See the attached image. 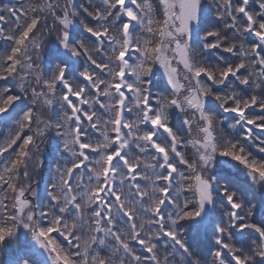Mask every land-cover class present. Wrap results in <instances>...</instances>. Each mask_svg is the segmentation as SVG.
<instances>
[{
	"label": "snow or ice",
	"instance_id": "1",
	"mask_svg": "<svg viewBox=\"0 0 264 264\" xmlns=\"http://www.w3.org/2000/svg\"><path fill=\"white\" fill-rule=\"evenodd\" d=\"M0 125L7 264H264V0L0 4Z\"/></svg>",
	"mask_w": 264,
	"mask_h": 264
},
{
	"label": "trees",
	"instance_id": "2",
	"mask_svg": "<svg viewBox=\"0 0 264 264\" xmlns=\"http://www.w3.org/2000/svg\"><path fill=\"white\" fill-rule=\"evenodd\" d=\"M15 0H0V4H8V3H14ZM49 56L54 55V47H50L46 50ZM0 130H2L4 133L8 131V128L5 125H0ZM226 175H231L237 179V181L242 182V178L236 176V173L233 169H226L225 172ZM47 177L44 179H41L40 181V188L43 190L45 183H46ZM15 255V249H10L9 251L5 252L4 254L0 255V264H7V261Z\"/></svg>",
	"mask_w": 264,
	"mask_h": 264
}]
</instances>
